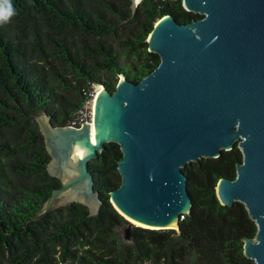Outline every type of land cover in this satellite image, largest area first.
Segmentation results:
<instances>
[{
	"label": "trees",
	"instance_id": "1",
	"mask_svg": "<svg viewBox=\"0 0 264 264\" xmlns=\"http://www.w3.org/2000/svg\"><path fill=\"white\" fill-rule=\"evenodd\" d=\"M15 14L0 23V264H254L243 239L255 222L244 204L223 205L220 178L233 179L242 154L235 142L217 158L183 168L191 209L176 229L130 224L109 201L121 178L120 147L108 142L88 161L101 199L97 214L78 202L35 218L60 180L35 117L79 126L95 84L113 91L124 75L139 81L159 63L147 37L172 14L179 23L200 18L181 0H10ZM88 109V108H87ZM130 225L124 240L117 228Z\"/></svg>",
	"mask_w": 264,
	"mask_h": 264
},
{
	"label": "water",
	"instance_id": "2",
	"mask_svg": "<svg viewBox=\"0 0 264 264\" xmlns=\"http://www.w3.org/2000/svg\"><path fill=\"white\" fill-rule=\"evenodd\" d=\"M141 1L131 0L132 9ZM181 1L201 17L156 21L147 37L148 51L160 58L152 71L139 81L120 74L113 91L94 85L93 142L91 122L58 126L43 112L35 117L47 171L60 180L35 218L71 202L97 214L101 199L88 161L115 142L121 182L109 192L112 206L130 224L178 230L191 209L182 168L237 142L236 176L218 180L216 197L244 204L256 233L243 239V252L264 264V0Z\"/></svg>",
	"mask_w": 264,
	"mask_h": 264
},
{
	"label": "clouds",
	"instance_id": "3",
	"mask_svg": "<svg viewBox=\"0 0 264 264\" xmlns=\"http://www.w3.org/2000/svg\"><path fill=\"white\" fill-rule=\"evenodd\" d=\"M15 14L10 0H0V23H6Z\"/></svg>",
	"mask_w": 264,
	"mask_h": 264
},
{
	"label": "bare ground",
	"instance_id": "4",
	"mask_svg": "<svg viewBox=\"0 0 264 264\" xmlns=\"http://www.w3.org/2000/svg\"><path fill=\"white\" fill-rule=\"evenodd\" d=\"M99 88H101V87H99ZM98 91V90H97ZM96 91H95V98H96ZM93 98L94 97H92V100H91V103L88 105V109H90L91 111H90V114L92 115V117H91V119L90 120H92V121H89V122H91L90 123V137H91V141L93 142V107H94V100H95V98H94V100H93ZM84 122H87V121H84ZM133 222V221H132ZM135 223V222H134ZM136 225H139V224H137V223H135ZM141 226V225H140ZM170 227H174V226H170Z\"/></svg>",
	"mask_w": 264,
	"mask_h": 264
},
{
	"label": "rangeland",
	"instance_id": "5",
	"mask_svg": "<svg viewBox=\"0 0 264 264\" xmlns=\"http://www.w3.org/2000/svg\"><path fill=\"white\" fill-rule=\"evenodd\" d=\"M90 109H86V111L83 113V117H84V119H89V121H92V120H90L91 119V117H92V115L90 114ZM93 113V112H92ZM88 121V122H89ZM127 226H122V227H119V228H117V231H118V233L121 235V236H123V234H124V229L126 228Z\"/></svg>",
	"mask_w": 264,
	"mask_h": 264
},
{
	"label": "built area",
	"instance_id": "6",
	"mask_svg": "<svg viewBox=\"0 0 264 264\" xmlns=\"http://www.w3.org/2000/svg\"><path fill=\"white\" fill-rule=\"evenodd\" d=\"M92 96H93V94H92ZM90 103H91V100H90ZM90 103H89V104H90ZM87 108H88V106H86L84 109H87ZM90 109H91V108H90ZM81 113H84V112L81 111Z\"/></svg>",
	"mask_w": 264,
	"mask_h": 264
}]
</instances>
